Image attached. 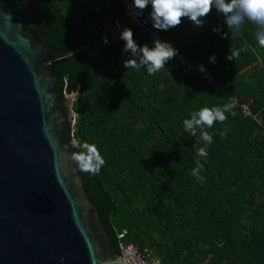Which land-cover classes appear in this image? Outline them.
<instances>
[{
	"label": "trees",
	"instance_id": "16d2710c",
	"mask_svg": "<svg viewBox=\"0 0 264 264\" xmlns=\"http://www.w3.org/2000/svg\"><path fill=\"white\" fill-rule=\"evenodd\" d=\"M107 16H123L120 0H38L33 26L49 53L65 56L54 80L61 101L73 96L76 117L64 128L66 140L94 144L105 160L98 174L74 165L114 250L134 244L162 264H264V47L257 25L246 20L231 38L213 9L203 26L184 19L160 31L251 110L244 117L233 106L225 122L204 129L213 137L206 145L183 121L201 108L231 104L225 94L173 61L155 74L126 69L123 40L89 56L83 48ZM127 28L139 46H154ZM230 48L239 51L233 60L226 58ZM200 147L207 159L198 156ZM197 160L203 182L191 174Z\"/></svg>",
	"mask_w": 264,
	"mask_h": 264
},
{
	"label": "water",
	"instance_id": "95a60500",
	"mask_svg": "<svg viewBox=\"0 0 264 264\" xmlns=\"http://www.w3.org/2000/svg\"><path fill=\"white\" fill-rule=\"evenodd\" d=\"M37 3L0 0V264H125L71 159L73 101L54 80L65 56L45 49Z\"/></svg>",
	"mask_w": 264,
	"mask_h": 264
},
{
	"label": "clouds",
	"instance_id": "9594fccd",
	"mask_svg": "<svg viewBox=\"0 0 264 264\" xmlns=\"http://www.w3.org/2000/svg\"><path fill=\"white\" fill-rule=\"evenodd\" d=\"M149 5H151V11L148 19L152 27L158 31H168L178 27L184 19L190 20L194 26H203L204 19L215 9L224 17V23L227 25L228 32L231 33V38L239 33L241 26L247 20L257 25L259 30L256 33V40L259 46L264 47V0H132V6L137 10L136 16H142ZM213 30L220 31L219 28ZM222 36L226 38L228 33H222ZM120 39L125 41L123 51L130 53L129 59L124 61L126 69L143 67L149 74H155L177 56L175 47L159 38L154 37V46L151 48L147 45L139 46L133 38L132 30L127 27L121 31ZM104 43H107V38L104 39ZM238 55L239 51L230 48V54L226 58L233 60ZM209 59L215 62V55ZM200 71H205L203 66L200 67ZM232 108V104L201 108L193 112L190 119L183 121L184 129L192 136H196L197 130H200V139L209 145L213 137L204 129L212 128L216 122H225L226 113ZM75 146L82 149L71 156L78 169L85 173L98 174L105 160L97 147L89 143L82 145L77 143ZM198 156L207 159L206 147L198 149ZM202 170L203 164L197 160L191 174L201 182L204 179L200 176Z\"/></svg>",
	"mask_w": 264,
	"mask_h": 264
},
{
	"label": "built area",
	"instance_id": "2783aa9c",
	"mask_svg": "<svg viewBox=\"0 0 264 264\" xmlns=\"http://www.w3.org/2000/svg\"><path fill=\"white\" fill-rule=\"evenodd\" d=\"M120 4L123 16H107L103 19L98 38L88 43L86 46V52L89 56L97 54L106 47L119 44L122 41V39H120V33L128 26L136 28L139 31L140 36L152 44L154 37L171 44L161 36L160 31L152 27V23L150 19H148L151 8L145 9L142 16H136L137 10L132 6L131 0H120ZM105 38H107V43H104ZM175 49L177 50V56L169 62H175L183 74H187L198 79L200 82L212 87L218 93H224L229 102L234 107L239 108L244 117H252L248 104H240L230 93L225 92L219 87L212 73L200 71V64L186 58L177 48ZM126 234V231H122L117 235V239H124ZM120 254L123 257L125 264H162L161 257L153 254V252L149 249L141 250L134 244L120 243Z\"/></svg>",
	"mask_w": 264,
	"mask_h": 264
},
{
	"label": "rangeland",
	"instance_id": "374dc122",
	"mask_svg": "<svg viewBox=\"0 0 264 264\" xmlns=\"http://www.w3.org/2000/svg\"><path fill=\"white\" fill-rule=\"evenodd\" d=\"M71 101H73V96L71 95Z\"/></svg>",
	"mask_w": 264,
	"mask_h": 264
},
{
	"label": "crops",
	"instance_id": "0c3cea01",
	"mask_svg": "<svg viewBox=\"0 0 264 264\" xmlns=\"http://www.w3.org/2000/svg\"><path fill=\"white\" fill-rule=\"evenodd\" d=\"M144 39V38H143Z\"/></svg>",
	"mask_w": 264,
	"mask_h": 264
}]
</instances>
